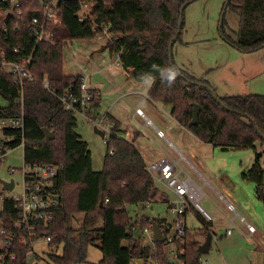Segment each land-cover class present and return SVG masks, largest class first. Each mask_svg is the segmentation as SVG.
Returning <instances> with one entry per match:
<instances>
[{"label":"trees","instance_id":"trees-1","mask_svg":"<svg viewBox=\"0 0 264 264\" xmlns=\"http://www.w3.org/2000/svg\"><path fill=\"white\" fill-rule=\"evenodd\" d=\"M52 0H17V5L0 0V23L8 25L0 33V57L21 62L31 57L30 71L38 81L24 80L23 88L6 71L0 72V97L7 103L0 106L1 117H24V129H9L10 140L0 147L23 146L25 164L58 166L57 175L50 180L46 193L60 197L51 224H39L37 236L16 248L15 261L8 264H28L27 254L33 250L32 240L50 237V247L62 245V254H48L53 264H130L133 258L143 257L147 250L142 244L144 227L154 223L163 228L165 218L132 217L128 205L154 202L159 187L147 169L135 144L118 134L112 127L106 142L107 151L102 170H94L89 144L76 131L77 115L67 111L59 96L73 92L80 96L83 74L65 71L64 47L73 40L98 39L102 35L103 50L118 56L129 76L141 82L142 75L153 79L149 97L170 107L174 119L200 141L224 148L257 149L264 147V95H231L217 102L204 86L187 82L207 83L177 67L170 59L169 45L180 29V12L189 0H58L60 22H45L51 37L37 41L31 25L34 16L44 21V10ZM93 4L88 17L81 18V2ZM227 9L240 17L236 38L225 31L224 18L221 37L242 52H254L264 47V0H226ZM21 11L20 15L14 14ZM184 23L182 24L181 37ZM106 29L110 37H106ZM181 73H179L177 70ZM173 69L175 79L169 83L161 72ZM48 78L56 95L41 85ZM88 115L94 117L100 99L94 89ZM193 103L203 107L197 123H192ZM44 128L54 132L47 139ZM1 145V143H0ZM263 152L249 168L247 179L254 183L264 202ZM1 161V159H0ZM45 193V192H44ZM165 200V196H162ZM20 213V206L6 200L0 218L12 226ZM135 226L136 229H132ZM166 234V231H164ZM206 229L187 228L177 243L184 252L175 263L168 258V245L158 242L161 264H204L198 251L206 236ZM98 246L102 258L98 263L88 261L90 246Z\"/></svg>","mask_w":264,"mask_h":264},{"label":"rangeland","instance_id":"rangeland-1","mask_svg":"<svg viewBox=\"0 0 264 264\" xmlns=\"http://www.w3.org/2000/svg\"><path fill=\"white\" fill-rule=\"evenodd\" d=\"M225 1L195 0L187 5L184 11V26L181 37L173 46V61L176 65L193 70L196 73L206 71L212 83L219 87L220 93L228 89L230 93L235 94L249 95L248 93H253L264 95V47L254 52L241 53L242 51L233 47L232 44L227 45L219 32L220 18L224 10ZM92 5L90 4V7ZM224 18L226 21L225 31L233 38H236L235 32L240 22L239 15L232 9H227ZM99 45L100 41L97 39L73 40L72 44H67L64 47V61L67 73L78 74L83 72V76L86 77L95 71L92 73L90 80H88L90 83L94 84L97 81H102L107 85L109 84L107 82L108 76L104 78L102 74L96 72L99 66L103 65L105 67L110 65L112 69H115L116 73H113L114 80H122L127 83L126 87L121 91H111L107 88L110 86L104 88L105 93L102 96L103 114H106L110 108L112 113L121 117L125 128L134 127L140 130L138 132L142 140L148 141L155 147L162 144L151 126L145 128L142 126V120L138 119L139 123L134 120V111L139 107L152 123L163 131L166 138L179 151H184L183 142L194 145L197 137L174 119L170 113V107L147 98L145 86L132 77L125 75L116 56H111L108 51L96 50ZM258 70L260 71L257 72ZM244 75H246L247 79L241 81ZM89 82L87 83L89 84ZM124 91H126L125 94H123ZM118 98L119 100L116 102ZM6 103L7 101L0 97V106H4ZM77 118L76 131L89 144L93 169L102 170L107 151L106 139H108L110 133L102 130L105 136L101 137L94 130V127L97 126L94 122L88 121L80 115H77ZM112 122L111 117L106 119L107 125ZM125 134L124 132L121 136L127 138ZM205 144L201 148L202 155L207 156L216 148L215 154L211 153L213 157H207L208 166L216 173H220L221 176L226 172L231 175L230 178H225V184L230 187L238 202L233 201L227 194L220 191L231 202L234 210L240 216L236 218L235 224L228 223L221 230L216 231L217 236L215 238H218V241L216 239L213 240L210 251L202 254V263L264 264V202L254 183L241 177L242 171L247 177L249 168L255 160L256 150L257 152H263L261 163L264 166V147L256 144L257 149L251 147L233 149ZM24 165L23 146L7 149L5 157L0 161V194L3 192V183L10 180L15 182L13 193L22 191L23 173L21 169ZM181 165L183 166V164ZM233 167L236 168L238 176H235ZM11 168H14L15 171L11 172ZM232 179L234 182H232ZM157 186L169 191L162 183L158 182ZM157 201L152 202L149 207L138 204L128 205L127 209L130 215L135 218L138 215L166 218L172 223L175 215L171 213L168 203ZM215 201L219 202L218 199H215ZM201 205L205 207L204 204L201 203ZM241 219L251 224L255 228L254 231L249 234L250 231L247 230L244 225L245 222ZM189 225L192 228H196L197 231L202 227L194 216L188 220V227ZM228 226L233 229V236L225 235L226 227ZM138 232L142 235L141 231ZM199 239L205 242L206 236L200 235ZM32 246L33 250L30 252L31 257L28 264H53L48 254L60 255L63 251L62 245L57 248L50 247L45 238L35 241ZM101 258V249L96 245L90 246L88 249V261L98 263Z\"/></svg>","mask_w":264,"mask_h":264},{"label":"built area","instance_id":"built-area-1","mask_svg":"<svg viewBox=\"0 0 264 264\" xmlns=\"http://www.w3.org/2000/svg\"><path fill=\"white\" fill-rule=\"evenodd\" d=\"M17 5V0H3ZM90 4L87 1L81 2L80 14L81 18L88 17ZM14 14L20 15L21 11L17 10ZM50 21L53 23L60 22V15L58 12V0H52L44 10V21L41 22L39 17L34 16L31 20V25L35 30L37 41L51 37L45 27V22ZM8 25L1 26L0 33L7 32ZM106 37L110 34L106 29H103ZM102 38V35H98ZM119 54V53H118ZM117 54V58L118 55ZM31 57L21 60V62L7 60L6 56L0 57V72L6 71L13 75V79L20 85L24 86V80L38 81L30 71ZM41 85L53 94H57L53 88L50 80L46 77L41 81ZM87 83V77L83 78L80 96L75 95L73 92L59 96L64 108L73 112L76 115L82 116L88 121L94 122L98 128L108 131L111 135L112 129L110 125L106 124V117L97 116L95 118L88 115L90 103L93 98V93ZM140 115H144L140 108L136 109ZM98 121V122H97ZM24 117H1L0 118V147L10 140V136L5 133L6 130L24 129ZM161 135L162 132H159ZM109 135V137H110ZM108 137V139H109ZM106 139V142L108 141ZM262 151H259L261 153ZM5 155L1 154L2 160ZM147 169L153 176L156 182L164 184V186L173 193V198L169 201V209L175 215L172 223L165 222L161 228L163 236L165 237L164 243L168 245V258H173L174 263L178 261L179 254L184 252L183 248L178 247L177 243L182 241L187 231V220L185 217L186 210L196 208L205 217L206 220L211 221L213 216L208 212L200 202L197 194L188 185L187 181H181L177 174V162L169 158H161L158 161H152L147 164ZM23 173V187L19 193H13L12 190H3L0 194V209L6 200H13L20 206V213L12 226H8L3 218H0V264H8L16 260V248L21 245L27 244L29 239L37 236L39 224L44 223L46 226L51 224L54 219L55 210L58 207L59 201L55 200L51 194L46 193V188L54 178L59 170L58 166L49 164H25L21 169ZM15 169L11 168V172ZM45 192V193H44ZM151 202H146V206H150ZM132 229H136L135 226ZM254 227L248 224V230L254 231ZM166 231V234L164 233ZM232 233V229H227V234ZM142 244L147 250V254L143 257L133 258L130 264H161L159 260L158 245L153 238L152 226L144 227L141 235ZM51 238L47 237L46 241ZM35 241L32 240V244ZM30 252L27 254L28 260L30 259Z\"/></svg>","mask_w":264,"mask_h":264},{"label":"crops","instance_id":"crops-1","mask_svg":"<svg viewBox=\"0 0 264 264\" xmlns=\"http://www.w3.org/2000/svg\"><path fill=\"white\" fill-rule=\"evenodd\" d=\"M97 40L100 41V45L98 46V48L96 50H98V51L103 50V43L102 42L104 39L98 38ZM226 43H227V45H231L227 41H226ZM70 44H72V43H70ZM104 51L106 52V50H104ZM241 53H243V52H241ZM117 60H118V58H117ZM120 65H121L122 69L124 70L125 75L127 77H129V71L127 69H125L121 63H120ZM177 67L180 68L181 70L187 72L188 74H190L191 76H193L195 78L205 79L208 82V84L211 87H213V89H215V91L218 93V95L220 97L231 96V95H242L241 93H237V94L230 93V91L228 89H226V91H223L222 93H220V90L218 89L219 87L215 86L212 83V81L208 78V75H207L208 73L206 71L205 72L202 71L201 73H196L193 70L185 69V68H182L178 65H177ZM243 67L245 68L244 65H243ZM259 71L260 70H258L257 72H259ZM94 72H92V73H94ZM96 72L102 74L104 78L107 76L109 77V79H108L109 81L107 80V82L109 84L107 85L105 82H102V81H97V83H94V84L90 83L88 80H90L92 73H90L86 76L87 82H89V84H88L89 87L96 91V93L100 99V108H99V111L97 112V114H99V115H97V116H104V117H106V119L108 117H111V119L113 121L112 123H109L111 129H112V127L117 125L119 127V129H118L119 135H122L125 132L126 133L125 136L127 137L126 139L135 144V146L140 151V153L142 154V156H143V158L147 164L149 162H152V161H158L161 158H169L170 160L177 162L176 171H177L179 179L181 181H187L188 185L197 194L198 198L200 199V202L202 204H204V206L206 207V210L208 212H210V214L213 216V219L211 221H208L201 214V212L198 211L196 208L187 209L186 214H185V217L187 220V226H188V220H190V218H192L194 216L200 222V225H202L201 228L206 229L208 231V233H210L212 235V242L215 239H216V241H218L217 240L218 238H215L217 236L216 231L221 230L223 228V226L228 225V223H234L235 224L236 218L240 215L236 210H234L231 202H229V200H227L226 197H224L223 193H222V192H224L225 194H227L228 197L232 198L233 201L238 202V199L234 196L230 187L225 184V178L226 177L230 178L231 175L228 172H226L224 175L221 176L220 173H216L207 164V161H208L207 157L208 156L213 157V155L211 153L215 154L216 148H214V150L211 151V153L209 152L210 153L209 155H207V156L202 155L201 148L203 147V145L205 143L200 141L197 138L194 142V145L187 144V143L183 142L182 146L184 148V151L183 152L179 151L172 144V142L168 138H166V135L163 133V131L160 128H158L154 123H152V121L145 115L144 111L141 108L140 109L143 111L144 115H140L136 112V109L139 108V107H137L134 111V114H133L134 120L137 123H139L138 119L142 120L141 121L142 126H144L145 128L148 126H151L153 131L156 132V134H157L158 138L160 139V141L162 142V144L157 145L155 147L154 145L150 144L148 141L142 140L139 137L138 131H140V130H138L137 128H134V127L125 128V125H124L121 117L112 113V111H110V108L106 112L107 115L103 114V112H102V109H103L102 96H103V93H105L104 88H106L107 86H110L107 88H109L111 91H116V90L121 91L126 87L127 83L122 81V80L116 81L113 79L114 78L113 73H116V72H115V69H112L110 65L106 66V67L104 65L99 66V69ZM81 73L83 74V72H81ZM246 79H247V77H246V75H244V76H242L241 81L246 80ZM151 86H152V84H151ZM150 89H151V87L147 88L145 90L147 92V98H149V99H150V97H149ZM125 93H126V91H124L123 94H125ZM248 94H253V93H248ZM118 100H119V98L116 100V102ZM159 132H162V134L160 135ZM205 145H209V144L207 143ZM181 164H183V166ZM234 169H235V176L236 175L238 176V172L236 171V168H234ZM241 173H242L241 177L245 180H248L246 175L243 173V171ZM232 182H234L233 179H232ZM156 183L158 185V182H156ZM162 196H165V200L162 199ZM172 198H173V193L170 190L167 191L166 189L159 188V194H158L157 199L155 201H157V200L158 201H165L169 205V201ZM215 199H218L219 202L215 201ZM145 207H149V206L145 205ZM241 220H243L245 222L244 225L248 230V224L249 223L246 222L244 219H241ZM166 222L171 223V221L168 219H166ZM188 228H190L192 230L193 229L196 230V228H192L190 225ZM228 228H231V227H229V226L226 227L225 235L226 236H233L234 232H233L232 228H231L232 233L227 234ZM250 233L251 232H249V234ZM202 242H204V241H202ZM205 264H209V263L206 262Z\"/></svg>","mask_w":264,"mask_h":264},{"label":"water","instance_id":"water-1","mask_svg":"<svg viewBox=\"0 0 264 264\" xmlns=\"http://www.w3.org/2000/svg\"><path fill=\"white\" fill-rule=\"evenodd\" d=\"M194 1L195 0H189V1H187L182 6V8H181V12H180V29L176 33V35L174 36V38L172 39V41H171V43L169 45V55H170V59L172 61H173V46H174L175 42L177 41V39H178V37L180 35L181 28H182V24L184 23V11H185V8L187 7V5H189L190 3L194 2ZM227 6H228V2H226L225 6H224L223 13H222V16L220 18V26H219V29H221V27H222V24H223V21H224V15H225V12L227 10ZM175 70H177V68H175ZM183 78L187 82L196 83V84H199V85H202V86L206 87L212 93L213 97L217 100V102L220 103L221 105H223V102L221 101L220 96L217 94V92L215 91V89H213V87H211L209 84H207V83H200V82H197V81H191L189 78H187L185 76H183ZM193 107H194V109H193V119H192V123H197L198 120H199V113H200V111H202L203 107L201 105L197 104V103H193ZM43 130H44V133H45L47 139L51 140V139H53L55 137L54 132L48 130L47 128H44ZM94 130L101 137H104L105 136V133L100 128H98L97 126L94 127ZM14 186H15L14 180H10L9 182H4L3 183L2 190H12L14 188ZM52 197L55 200L60 201V197L59 196L53 195ZM153 238H154V240L156 242H163L164 239H165V237L163 236L161 227L157 223H154L153 224ZM211 244H212V235L210 233H208L207 236H206L205 242L202 243L199 246L198 251L201 254L208 253L209 250H210ZM169 260H170L171 263H174V259L173 258H169ZM78 264H80V263H78Z\"/></svg>","mask_w":264,"mask_h":264},{"label":"clouds","instance_id":"clouds-1","mask_svg":"<svg viewBox=\"0 0 264 264\" xmlns=\"http://www.w3.org/2000/svg\"><path fill=\"white\" fill-rule=\"evenodd\" d=\"M161 75L166 78L169 83H171L175 79L176 72L173 69H168L166 74L162 71ZM140 79L141 83L145 86V90L151 87L153 79L150 75H142Z\"/></svg>","mask_w":264,"mask_h":264}]
</instances>
